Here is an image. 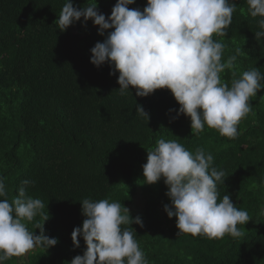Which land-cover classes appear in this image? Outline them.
I'll use <instances>...</instances> for the list:
<instances>
[{
  "label": "trees",
  "instance_id": "obj_1",
  "mask_svg": "<svg viewBox=\"0 0 264 264\" xmlns=\"http://www.w3.org/2000/svg\"><path fill=\"white\" fill-rule=\"evenodd\" d=\"M92 0H72L81 8ZM236 5L225 37L223 59L236 56L238 72L257 67L264 73V38L257 43L258 19L250 16L247 0ZM65 0H0V176L11 201L24 180L28 194L41 199L49 218L37 216L27 227L35 234L43 222L45 235L56 245L41 247L4 264H70L83 255L86 244L71 232L82 225L81 201L110 199L129 207L139 195L138 213L143 226L132 223L148 264H264V89L250 100L252 112L238 126L239 136L229 139L205 127L192 135L190 118L177 114L178 102L170 90L157 89L136 96L134 87L121 96L118 71L107 62L95 66L90 49L114 29L98 33L91 19L60 31L56 20ZM107 19L116 0H96ZM134 0L130 9L146 6ZM110 72L112 73L110 75ZM230 83V72L222 74ZM132 93V94H131ZM140 105L149 119L136 112ZM160 138L176 140L194 152L203 148L214 157L213 166L226 178L218 185L222 198L229 195L251 220L240 226L244 236L209 240L178 234L176 217L163 178L144 183L147 151Z\"/></svg>",
  "mask_w": 264,
  "mask_h": 264
},
{
  "label": "clouds",
  "instance_id": "obj_2",
  "mask_svg": "<svg viewBox=\"0 0 264 264\" xmlns=\"http://www.w3.org/2000/svg\"><path fill=\"white\" fill-rule=\"evenodd\" d=\"M134 0H116L110 16L99 13L96 0L81 8L65 0L57 27L65 31L76 21L91 19L98 33L110 31L103 42L90 49V62L100 66L107 62L118 71L119 94L129 86L136 96L145 97L157 89H168L179 104L177 114L190 118L192 135L207 126L221 136L236 139L238 126L252 112L250 100L264 89V73L257 67L238 72L236 56L223 59L225 44L214 37H225L232 23L236 5L232 0H147L141 11L130 9ZM251 17H259L257 43L264 38V0H247ZM230 72V83L222 74ZM112 73L110 72V75ZM132 94V93H131ZM136 112L149 119L140 106ZM214 157L203 148L189 151L176 140L160 138L147 151L143 165L144 183L154 184L163 178L170 204L164 211L176 217L178 234L203 236L209 240L244 236L243 226L251 220L246 210L238 209L218 185L224 184L225 172L213 166ZM34 180L22 181L17 195L9 201L4 177L0 176V264L21 257L38 247L45 250L56 245L57 238L45 235V203L28 194ZM82 225L74 227L71 240L79 247L82 237L86 250L70 264H148L145 252L135 238L130 224L143 226L139 216L131 217L121 201L100 199L81 201ZM264 215V211L261 213ZM40 229L35 234L27 227L37 216Z\"/></svg>",
  "mask_w": 264,
  "mask_h": 264
},
{
  "label": "rangeland",
  "instance_id": "obj_3",
  "mask_svg": "<svg viewBox=\"0 0 264 264\" xmlns=\"http://www.w3.org/2000/svg\"><path fill=\"white\" fill-rule=\"evenodd\" d=\"M143 201L141 200V197L139 195H137L134 200L133 203H131V205H129L128 209L129 211H133L138 213L142 207Z\"/></svg>",
  "mask_w": 264,
  "mask_h": 264
}]
</instances>
